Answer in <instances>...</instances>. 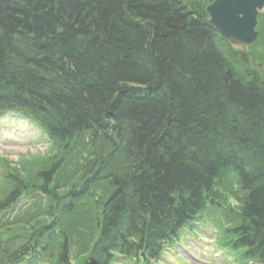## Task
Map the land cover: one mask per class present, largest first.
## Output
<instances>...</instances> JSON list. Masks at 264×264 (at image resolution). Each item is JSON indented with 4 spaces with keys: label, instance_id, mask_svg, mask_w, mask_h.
I'll use <instances>...</instances> for the list:
<instances>
[{
    "label": "trees",
    "instance_id": "1",
    "mask_svg": "<svg viewBox=\"0 0 264 264\" xmlns=\"http://www.w3.org/2000/svg\"><path fill=\"white\" fill-rule=\"evenodd\" d=\"M207 2L0 0V113L30 118L56 147L88 136L63 197L49 190L58 165L38 174L49 220L91 205L86 264L156 259L200 211L222 209L229 178L238 205L226 207L228 244L264 264V76L207 23ZM7 183L0 210L24 190L15 174ZM27 241L0 245V264L36 248L71 264L61 227Z\"/></svg>",
    "mask_w": 264,
    "mask_h": 264
},
{
    "label": "rangeland",
    "instance_id": "2",
    "mask_svg": "<svg viewBox=\"0 0 264 264\" xmlns=\"http://www.w3.org/2000/svg\"><path fill=\"white\" fill-rule=\"evenodd\" d=\"M261 25L264 28V22H261ZM252 51L257 57L256 61L264 64V35L258 39ZM237 61L249 65L248 58L243 54L238 55ZM262 74L264 76V73ZM88 144V136L84 135L65 147L60 145L57 149L48 144L44 137L25 120H19L14 116L1 117L0 200L11 188L3 180L4 171L18 174L25 185H28V182L41 184V177L38 174L48 168L51 162L59 168L49 190L53 191L51 187H57V194L63 197L66 189L79 180L81 168L89 156ZM220 188L223 194L220 202L223 204L222 209L217 210L215 207L204 209L202 214H199L197 222L181 231L179 244L174 247L175 253L163 254L162 261L158 264H240L237 260H232V255L240 259L235 252L232 255L228 254L219 245V243L225 245L228 243L226 207L238 205L237 191L231 178L225 181L223 188L221 186ZM65 202L67 198L60 201V203ZM46 203V197L30 187L12 205L0 211V243L10 247L17 246L34 230H38L44 224H52L56 228L61 227L69 234L71 264H86L85 247L90 239L87 237V229L93 226V222H89L91 205L83 201L74 212H60L56 218L49 220L50 218L45 214ZM52 221L55 223L53 224ZM234 223L235 220L230 217L229 224ZM90 235L94 238L92 232ZM44 240H47L46 237ZM53 240L56 242L57 239ZM31 264L42 263L37 260L31 261ZM115 264H127V262L120 259ZM243 264L259 263L243 261Z\"/></svg>",
    "mask_w": 264,
    "mask_h": 264
},
{
    "label": "water",
    "instance_id": "3",
    "mask_svg": "<svg viewBox=\"0 0 264 264\" xmlns=\"http://www.w3.org/2000/svg\"><path fill=\"white\" fill-rule=\"evenodd\" d=\"M264 9V0H212L205 8L207 22L231 47L254 56L248 47L258 36L255 30L258 12ZM261 67V63H258Z\"/></svg>",
    "mask_w": 264,
    "mask_h": 264
},
{
    "label": "bare ground",
    "instance_id": "4",
    "mask_svg": "<svg viewBox=\"0 0 264 264\" xmlns=\"http://www.w3.org/2000/svg\"><path fill=\"white\" fill-rule=\"evenodd\" d=\"M40 72V71H39ZM41 74V73H40Z\"/></svg>",
    "mask_w": 264,
    "mask_h": 264
}]
</instances>
